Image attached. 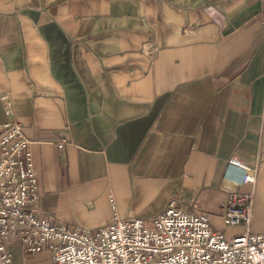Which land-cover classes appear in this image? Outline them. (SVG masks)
<instances>
[{"label": "crops", "instance_id": "1", "mask_svg": "<svg viewBox=\"0 0 264 264\" xmlns=\"http://www.w3.org/2000/svg\"><path fill=\"white\" fill-rule=\"evenodd\" d=\"M12 121L52 223L151 224L175 201L235 237L246 228L221 214L240 190L264 234V0H0V124ZM232 157L255 184L231 183Z\"/></svg>", "mask_w": 264, "mask_h": 264}, {"label": "built area", "instance_id": "2", "mask_svg": "<svg viewBox=\"0 0 264 264\" xmlns=\"http://www.w3.org/2000/svg\"><path fill=\"white\" fill-rule=\"evenodd\" d=\"M5 109L10 115L9 104ZM66 144L64 139L59 147ZM227 164V172L239 176L231 183L255 184L256 172L242 160L232 157ZM39 186L22 125L0 124V264H12L14 245L29 256L48 253L51 264H264V234L249 229L252 193H229L221 219L225 226L246 230L228 237L213 228L209 214L185 212L175 201L151 224L117 216L94 231L52 223L40 214Z\"/></svg>", "mask_w": 264, "mask_h": 264}]
</instances>
